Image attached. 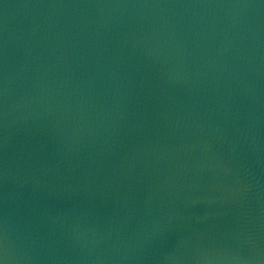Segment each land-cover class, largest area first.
<instances>
[{
    "label": "water",
    "instance_id": "obj_1",
    "mask_svg": "<svg viewBox=\"0 0 264 264\" xmlns=\"http://www.w3.org/2000/svg\"><path fill=\"white\" fill-rule=\"evenodd\" d=\"M0 264H264V0H0Z\"/></svg>",
    "mask_w": 264,
    "mask_h": 264
}]
</instances>
